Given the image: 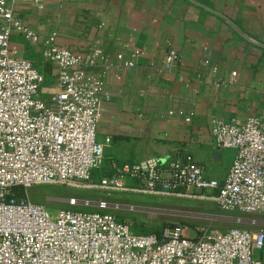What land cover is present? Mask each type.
<instances>
[{
  "label": "built area",
  "instance_id": "2783aa9c",
  "mask_svg": "<svg viewBox=\"0 0 264 264\" xmlns=\"http://www.w3.org/2000/svg\"><path fill=\"white\" fill-rule=\"evenodd\" d=\"M20 2L39 5L42 0H0V264H262L256 251L264 245V219L235 216L247 226L196 236L181 224L135 233L104 209L52 212L17 195L19 188L38 185L94 187L207 200L226 213L264 214V112L243 123L212 122L215 146L236 152L222 184L207 178L204 166L188 154L166 162L158 157L112 161V175L93 183L92 172L104 162L111 141L96 137L101 94L108 97L104 75L109 66L97 69L98 48L82 54L52 38L43 40L42 55L56 67L57 81L56 92L45 100L42 73L10 47L14 32L30 44L38 41L15 17ZM178 60L177 51L169 48L162 65L170 70ZM175 113L186 123L193 115L183 108ZM99 208L105 203L99 202Z\"/></svg>",
  "mask_w": 264,
  "mask_h": 264
},
{
  "label": "crops",
  "instance_id": "0c3cea01",
  "mask_svg": "<svg viewBox=\"0 0 264 264\" xmlns=\"http://www.w3.org/2000/svg\"><path fill=\"white\" fill-rule=\"evenodd\" d=\"M14 14L38 41L14 32L10 47L42 73L45 100L57 81L56 67L42 55L43 40L82 54L100 49L97 69L109 66L108 97L101 94L96 137H110L109 163L188 154L207 178L224 182L236 152L216 147L210 127L264 112V0H42L20 2ZM169 48L179 54L170 70L162 65ZM177 108L193 112L189 123ZM256 255L264 264V245Z\"/></svg>",
  "mask_w": 264,
  "mask_h": 264
},
{
  "label": "rangeland",
  "instance_id": "374dc122",
  "mask_svg": "<svg viewBox=\"0 0 264 264\" xmlns=\"http://www.w3.org/2000/svg\"><path fill=\"white\" fill-rule=\"evenodd\" d=\"M44 88L47 89V86L43 84ZM52 96L51 92L49 97ZM109 173L110 163L105 158L102 165L93 171L91 180L97 183ZM17 195L42 204L52 212L62 208L83 211L104 209L117 220L127 223L135 233H156L164 227L181 224L187 229L189 236H196L200 231H222L232 226H247L245 220L240 223L234 221L232 217L235 216L264 219V214L226 213L216 203L207 200L147 195L134 191L108 192L94 187L38 185L28 189L19 188ZM99 202L105 203V208H99Z\"/></svg>",
  "mask_w": 264,
  "mask_h": 264
},
{
  "label": "water",
  "instance_id": "95a60500",
  "mask_svg": "<svg viewBox=\"0 0 264 264\" xmlns=\"http://www.w3.org/2000/svg\"><path fill=\"white\" fill-rule=\"evenodd\" d=\"M232 26H234L233 24H231ZM235 27V26H234ZM236 28V27H235ZM236 31H238V33H240L241 35H242V37H244L245 39H247V40H249V41H251V39H249L246 35H244V33H242L240 30H237L236 29ZM251 42H254V41H251ZM263 47H264V45H262Z\"/></svg>",
  "mask_w": 264,
  "mask_h": 264
},
{
  "label": "trees",
  "instance_id": "16d2710c",
  "mask_svg": "<svg viewBox=\"0 0 264 264\" xmlns=\"http://www.w3.org/2000/svg\"><path fill=\"white\" fill-rule=\"evenodd\" d=\"M94 171V170H93ZM93 173V172H92ZM110 175H112V171H111V169H110V173L108 174V176H110ZM18 191V190H17Z\"/></svg>",
  "mask_w": 264,
  "mask_h": 264
}]
</instances>
